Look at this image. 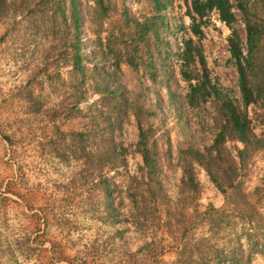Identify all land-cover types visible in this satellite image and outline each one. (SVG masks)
<instances>
[{
	"label": "rangeland",
	"instance_id": "1",
	"mask_svg": "<svg viewBox=\"0 0 264 264\" xmlns=\"http://www.w3.org/2000/svg\"><path fill=\"white\" fill-rule=\"evenodd\" d=\"M193 1L0 0V264H193L202 240L223 249L239 237L250 264H264V102L245 107L229 43L236 31L247 55L249 19L264 86V0H247V18L231 26L209 13L201 40ZM78 44L85 73L72 67ZM201 59L261 141L240 166L263 218L259 253L203 168L193 166L196 184L182 182L187 152L211 147L225 119L215 97L189 103L182 72L197 84Z\"/></svg>",
	"mask_w": 264,
	"mask_h": 264
},
{
	"label": "trees",
	"instance_id": "2",
	"mask_svg": "<svg viewBox=\"0 0 264 264\" xmlns=\"http://www.w3.org/2000/svg\"><path fill=\"white\" fill-rule=\"evenodd\" d=\"M158 2V0H155ZM247 0H194L192 7L188 13L192 21L191 32L194 36L202 39L204 33L201 29L204 18L211 12H217L220 20L228 26L233 25L237 21V13H241L245 18L248 14ZM78 23V20H75ZM247 29V43L248 53L244 54L240 47V37L236 31H234V37L229 40L231 54L236 61L237 71L239 73V87L244 100V105L249 108L251 105H256L259 101L264 102V86L255 82V75L259 70V57L257 56V49L259 46V31L255 26L251 24L248 19L246 21ZM80 41V39H78ZM194 41L188 40L185 42L184 58L186 61H193L200 56V49L194 47ZM82 50L81 45L76 46V59L73 60V69L76 72L82 73L86 71L85 68H81L82 64ZM201 64L204 66V74L197 84L193 85L192 78L187 72H182V76L187 82H190V94L189 103L191 106L204 103L208 99L215 97L221 101V110L225 114V119L219 126V132L211 147L201 151H188L187 165L184 167L183 184H196L194 178L193 166L197 165L203 168L212 182L225 196L226 204L228 207L234 208L228 212L229 218L238 216L242 225L249 228L243 229V237L250 246L251 254L259 253L262 251V244L258 238L259 230L262 229L263 218L259 213L258 206L251 202L250 196L245 193L243 186L240 182L241 179V163L243 162L244 155L249 151H254L261 147V141L258 139L252 127V121L246 112H242L238 106L234 104L232 99L223 97L221 93L216 89L207 74L203 59ZM106 91V89H105ZM103 95L100 103L105 101H111L117 98L119 95L118 90L109 93H99ZM229 141H236L241 143L244 148L238 150L237 155L227 147ZM145 165H149V157L146 154L143 155ZM103 170L101 171V173ZM102 176V175H101ZM102 184L106 185V194L109 195V182L103 176ZM14 186L19 188V184L15 183ZM234 217V218H235ZM211 218V217H210ZM209 221V216L206 218ZM233 234V232H232ZM260 234V233H259ZM199 242L201 247L196 248V262L209 261L217 259V264H250L251 257L247 255L242 248L243 244L241 237L232 239L231 246L229 248L214 249L209 247L206 240ZM182 250L181 255H185ZM247 255V256H246ZM249 256V257H248ZM192 263V261H191Z\"/></svg>",
	"mask_w": 264,
	"mask_h": 264
}]
</instances>
